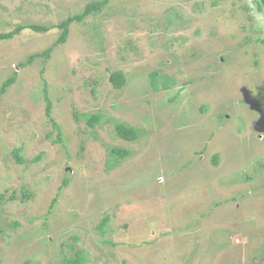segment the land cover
Here are the masks:
<instances>
[{"label":"rangeland","instance_id":"rangeland-1","mask_svg":"<svg viewBox=\"0 0 264 264\" xmlns=\"http://www.w3.org/2000/svg\"><path fill=\"white\" fill-rule=\"evenodd\" d=\"M90 1L0 0V33L48 28L0 39V264H264V6L109 0L54 45Z\"/></svg>","mask_w":264,"mask_h":264},{"label":"trees","instance_id":"trees-1","mask_svg":"<svg viewBox=\"0 0 264 264\" xmlns=\"http://www.w3.org/2000/svg\"><path fill=\"white\" fill-rule=\"evenodd\" d=\"M109 2V0H93L88 2L84 8L83 11L79 14H74L72 16H67L64 20H62L60 23L57 24V27L60 28L61 32L58 38L56 39L54 45L63 43L66 41L67 36H68V30H69V25L75 21V22H80L84 17H87L88 15L97 13L104 7ZM257 6H264V0H258L257 1ZM24 28H30L34 31H46L48 28L40 25V24H26V25H20L17 26L16 28L0 33V39H7L12 37L14 34L20 32ZM261 43L264 45V37L260 39ZM52 49V46L47 48L46 50L42 51L39 54H33L28 57V63H30L33 59L34 56L36 55H42L47 57ZM14 78L9 77L7 78L1 85L0 87V96L5 92L6 88L13 82ZM109 81L112 84L114 88H121L125 82L126 78L124 73L121 70H116L113 71L109 75ZM158 82H160V85H158ZM173 80H169L167 76H160L157 71H152L150 73V84L154 90H159V89H168L169 86H171ZM46 107H45V114L50 118L51 122L53 123V126L58 129V124L54 121L52 117H50V109H51V103L46 98ZM82 117L84 118L85 122L87 125L94 127L95 125H100L102 123V114L101 113H91V114H83ZM114 131L118 137L121 139H124L126 141H135L138 138V129L134 126L131 125H126L123 122H116L114 125ZM108 153L110 156L113 158L115 162L127 157L130 154V151L126 148L123 147H112L108 150ZM13 155L18 162H23V158L19 155L18 149H14ZM218 161V155L214 154L212 158V164H217ZM247 176V177H246ZM246 178H249V176L246 174ZM66 182V181H64ZM234 197V201L237 199L236 196ZM54 201V200H53ZM108 220V217H104L100 224L98 225L99 229H102V227L106 224ZM85 255L77 250L73 255L71 256H64L63 257V264H85Z\"/></svg>","mask_w":264,"mask_h":264}]
</instances>
